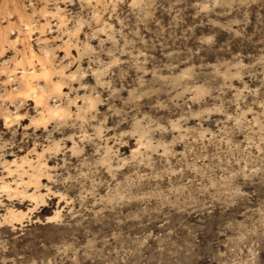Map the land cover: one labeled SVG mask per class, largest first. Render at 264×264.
<instances>
[{
    "label": "rangeland",
    "instance_id": "374dc122",
    "mask_svg": "<svg viewBox=\"0 0 264 264\" xmlns=\"http://www.w3.org/2000/svg\"><path fill=\"white\" fill-rule=\"evenodd\" d=\"M0 264H264V0H0Z\"/></svg>",
    "mask_w": 264,
    "mask_h": 264
}]
</instances>
